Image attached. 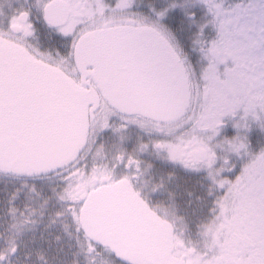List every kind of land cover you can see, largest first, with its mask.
<instances>
[{
  "label": "snow or ice",
  "instance_id": "6c2138e0",
  "mask_svg": "<svg viewBox=\"0 0 264 264\" xmlns=\"http://www.w3.org/2000/svg\"><path fill=\"white\" fill-rule=\"evenodd\" d=\"M0 264H264V0H0Z\"/></svg>",
  "mask_w": 264,
  "mask_h": 264
}]
</instances>
